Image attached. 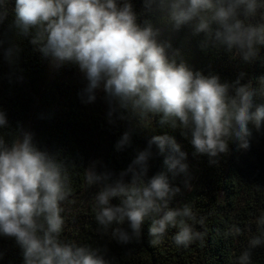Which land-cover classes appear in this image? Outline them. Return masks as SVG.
Instances as JSON below:
<instances>
[{
    "label": "clouds",
    "instance_id": "9594fccd",
    "mask_svg": "<svg viewBox=\"0 0 264 264\" xmlns=\"http://www.w3.org/2000/svg\"><path fill=\"white\" fill-rule=\"evenodd\" d=\"M14 0L10 28L39 46L44 57L59 68L77 67L86 81L81 97L92 103L102 92L111 124L127 122L115 144L117 152L132 146L141 121L155 120L161 128L179 129L193 148V156L219 164L230 144L251 148L256 133L264 129V74L241 83L222 81L219 74L194 70L170 40H161L167 21L173 32L190 27L213 47L254 63L264 47V0ZM9 0H0V25L8 19ZM260 15V22L254 23ZM0 50L9 65L16 63L17 46ZM178 57H180L178 59ZM261 102L257 103V99ZM6 114L0 110V236L14 238L22 250L23 264H111L107 249L80 245L63 238L66 203H74L69 167L33 142L29 132L6 139ZM155 146L156 151L153 150ZM163 156L164 169L149 176L151 161ZM188 153L174 136L153 135L146 147L118 175L84 171L86 183L95 186V220L98 231L118 243L140 242L148 224L150 244L162 242L170 228L177 229L175 245L187 248L204 241L196 230V214L189 203L171 206L182 194L173 181L183 176L191 189ZM74 167V165L72 166ZM115 201V203H114ZM201 226L204 218L198 221ZM260 235L236 257V264H252L253 251L264 246V215L256 220ZM242 229L232 225L226 236Z\"/></svg>",
    "mask_w": 264,
    "mask_h": 264
},
{
    "label": "trees",
    "instance_id": "16d2710c",
    "mask_svg": "<svg viewBox=\"0 0 264 264\" xmlns=\"http://www.w3.org/2000/svg\"><path fill=\"white\" fill-rule=\"evenodd\" d=\"M133 4L139 12L141 0H133ZM8 7V19L0 25V40H3V49L17 46L19 51L15 53L16 63L9 65L0 50V110L8 120V126L2 131L6 139L11 140L16 134H23L38 106L51 62L39 51L38 45H32L29 38L10 28L14 0H9ZM260 19L258 15L253 22H260ZM157 26L163 29L160 39L170 40L172 44L170 53L178 49L194 70L206 75L219 74L222 81L229 82L244 73L241 83L251 80L253 87H257L256 77L264 74V47H260L256 61L248 64L222 47H213V42L206 41L203 34L193 36L190 27L173 32L167 21H157ZM81 79L76 66L59 67L39 103L31 133L38 148L69 167L74 202L87 187L84 171L92 150L105 160L108 170L118 174L135 158L136 150L146 147L153 135L167 133L176 138L192 165L197 166V185L186 203L192 206L196 221L204 218L203 226L196 221L189 223H193L196 230L206 232V236L203 242L195 241L187 248L178 247L172 239L177 229L170 228L162 242L153 246L146 223L140 242L121 244L112 238L111 230L107 235L98 231L94 207L74 208V203H66L63 238L92 248H106L111 264H236V257L247 248L248 241L260 235L256 220L264 215V129L254 134L247 151L238 150L231 143L229 154L221 155L218 165H211L206 155L194 157L192 146L179 129L161 128L151 119L135 127L131 147L117 152L115 144L128 124L109 123L106 101L96 107L68 97L70 85ZM256 102L261 100L258 98ZM153 150L156 151L155 146ZM151 165L149 176L163 170V156H157ZM179 178L173 183L181 187ZM232 225L239 226L242 234L226 236ZM0 264H23L22 250L14 238L0 236ZM252 264H264V246L253 251Z\"/></svg>",
    "mask_w": 264,
    "mask_h": 264
},
{
    "label": "rangeland",
    "instance_id": "374dc122",
    "mask_svg": "<svg viewBox=\"0 0 264 264\" xmlns=\"http://www.w3.org/2000/svg\"><path fill=\"white\" fill-rule=\"evenodd\" d=\"M59 68H56L54 67L52 64H50L49 66V70H48V75H47V81L44 85V88H43V92H42V95L39 99V102H38V106H39V103L43 100V97L44 95L47 93V90L48 88L50 87V85L52 84V82L54 81L55 77H56V74H57V71H58ZM75 85L76 87H73L72 85ZM70 85V87L68 88V97H71L75 100H78V101H81V102H84L85 100H87V94L84 95V99L82 100V97H81V93H82V90L84 89V87L86 86V81L83 79L81 80H78L76 81L75 83H73ZM105 102L104 100V95L102 92H99L97 94V99L92 102V103H86L90 106H102V104ZM38 106L35 107L33 113H32V116L29 120V122L27 123L26 127H25V130L24 132H29V133H32V127H33V119L35 118V116L37 115V112H38ZM190 165V169H189V172H190V175L193 177V179L191 180V189H186L184 188V185H183V180H184V177L183 176H180L179 180L181 182V189H182V194L181 195H178L174 200H173V207L175 206H178L179 203L181 202H186L187 199L194 193L195 191V188H196V185H197V179H196V171H197V166H193L192 163L189 159L187 161ZM89 166H92L94 170H97V171H107V172H112L110 170H108L107 166H106V163H105V160L100 156L98 155L94 150H92L90 152V155L88 157V161H87V168ZM113 173V172H112ZM118 175V174H117ZM97 191V188L95 186H89L87 184V187L86 189L84 190V192L82 193V195H80L74 202V208L76 207H94L95 208V203H94V200H93V197L95 195V192Z\"/></svg>",
    "mask_w": 264,
    "mask_h": 264
}]
</instances>
